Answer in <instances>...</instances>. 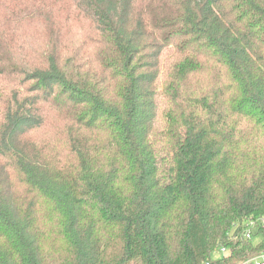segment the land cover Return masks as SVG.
<instances>
[{
	"label": "trees",
	"instance_id": "16d2710c",
	"mask_svg": "<svg viewBox=\"0 0 264 264\" xmlns=\"http://www.w3.org/2000/svg\"><path fill=\"white\" fill-rule=\"evenodd\" d=\"M262 218L264 0H0V264H238Z\"/></svg>",
	"mask_w": 264,
	"mask_h": 264
},
{
	"label": "rangeland",
	"instance_id": "374dc122",
	"mask_svg": "<svg viewBox=\"0 0 264 264\" xmlns=\"http://www.w3.org/2000/svg\"><path fill=\"white\" fill-rule=\"evenodd\" d=\"M70 27H71V34H70L71 38L75 41H77V39L80 40L83 34L82 30L84 29V26L70 25ZM36 214H37V220L39 222V225L41 226L44 232V236L46 240L45 244H46L47 250L55 251L59 249L62 245V242L58 235L59 227L56 223L53 222L52 215L48 212V210L44 208L39 209L38 212H36ZM259 241H260V238L253 239L254 244H258Z\"/></svg>",
	"mask_w": 264,
	"mask_h": 264
},
{
	"label": "built area",
	"instance_id": "2783aa9c",
	"mask_svg": "<svg viewBox=\"0 0 264 264\" xmlns=\"http://www.w3.org/2000/svg\"><path fill=\"white\" fill-rule=\"evenodd\" d=\"M246 233L245 236L246 238L250 239L253 241L254 238H260V242H262V238L263 237H254L253 236V230L257 229L258 231L264 230V218L256 221V220H251L250 222H247L246 224ZM227 255V250L225 247H222L219 250V254L218 256H225ZM206 264H211L210 262H207ZM238 264H264V249L262 250V252L253 257V258H249L243 261H240Z\"/></svg>",
	"mask_w": 264,
	"mask_h": 264
}]
</instances>
